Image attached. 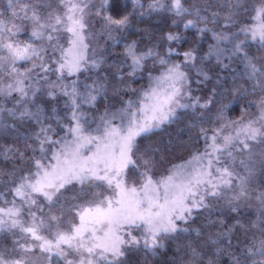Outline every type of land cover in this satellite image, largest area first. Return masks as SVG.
Segmentation results:
<instances>
[{"label":"snow or ice","instance_id":"obj_1","mask_svg":"<svg viewBox=\"0 0 264 264\" xmlns=\"http://www.w3.org/2000/svg\"><path fill=\"white\" fill-rule=\"evenodd\" d=\"M0 264H264V0H0Z\"/></svg>","mask_w":264,"mask_h":264}]
</instances>
